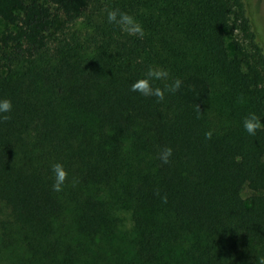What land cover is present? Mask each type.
<instances>
[{"label": "trees", "instance_id": "trees-1", "mask_svg": "<svg viewBox=\"0 0 264 264\" xmlns=\"http://www.w3.org/2000/svg\"><path fill=\"white\" fill-rule=\"evenodd\" d=\"M0 20V264H260L264 130L243 120L264 123V51L244 0H0ZM149 66L179 91H131ZM116 182L114 202L93 193Z\"/></svg>", "mask_w": 264, "mask_h": 264}, {"label": "clouds", "instance_id": "clouds-1", "mask_svg": "<svg viewBox=\"0 0 264 264\" xmlns=\"http://www.w3.org/2000/svg\"><path fill=\"white\" fill-rule=\"evenodd\" d=\"M107 19L109 23H115L121 27V30L130 36H137L142 38L144 35L143 26L135 19L134 16L127 12H121L119 9H112L107 13ZM169 78V71L162 67L149 66L148 71L144 78L137 80L131 86V91L138 92L145 97H155L158 102H161L165 98V91L175 93L179 91L182 81L180 79L174 80L171 84H168L166 89L160 87H154L153 81L167 80ZM13 110V103L10 99H0V121H8L11 116L8 115ZM197 111L199 108L197 106ZM200 112V111H199ZM243 127L249 135H256L258 130H264V123L255 113L248 114L243 120ZM212 131L205 133L207 139L212 138ZM173 154L171 147H165L159 154V159L163 164L170 163V158ZM52 172L54 173V183L52 189L55 192L63 191L66 180L68 179V172L65 170L63 164L56 163L52 166ZM75 183V181H74ZM160 195L159 191L156 193ZM164 203H167V196L161 197ZM260 264H264V259L260 261Z\"/></svg>", "mask_w": 264, "mask_h": 264}, {"label": "rangeland", "instance_id": "rangeland-1", "mask_svg": "<svg viewBox=\"0 0 264 264\" xmlns=\"http://www.w3.org/2000/svg\"><path fill=\"white\" fill-rule=\"evenodd\" d=\"M247 10V15L249 16L251 20V25L255 33L257 34L258 43L262 47L264 51V0H244ZM17 13H19V10H16ZM81 24L79 25V28H81ZM7 28H10L11 30H15L16 27L9 26L8 24L4 23L2 20H0V37L5 32ZM242 40V37L239 32L235 31H229L225 33V42L226 46L228 48V51L230 54H234L236 44L235 41ZM124 184V183H123ZM122 183L116 182L113 183L112 186L109 187H97L93 189V193H96L97 196L101 197L103 201L105 202H114L116 199L119 198V194L123 192ZM242 196L248 200V191L245 189L242 191ZM118 204L122 205L123 203L119 200ZM247 204L249 202L247 201ZM121 219V223H123L124 228L130 227V220H129V213L125 210L120 211L119 210V216Z\"/></svg>", "mask_w": 264, "mask_h": 264}]
</instances>
